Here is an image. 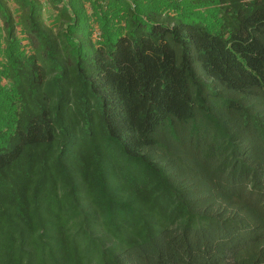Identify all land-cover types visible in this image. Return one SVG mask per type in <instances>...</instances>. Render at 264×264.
I'll return each mask as SVG.
<instances>
[{"label":"trees","instance_id":"16d2710c","mask_svg":"<svg viewBox=\"0 0 264 264\" xmlns=\"http://www.w3.org/2000/svg\"><path fill=\"white\" fill-rule=\"evenodd\" d=\"M0 264H264V0H0Z\"/></svg>","mask_w":264,"mask_h":264},{"label":"rangeland","instance_id":"374dc122","mask_svg":"<svg viewBox=\"0 0 264 264\" xmlns=\"http://www.w3.org/2000/svg\"><path fill=\"white\" fill-rule=\"evenodd\" d=\"M40 1H42V2H45L46 0H40ZM13 10L15 9V7L13 6V8H12ZM51 14V12H47L46 13V16H49Z\"/></svg>","mask_w":264,"mask_h":264}]
</instances>
